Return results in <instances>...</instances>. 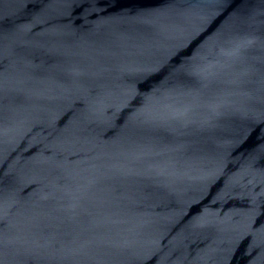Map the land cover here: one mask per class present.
Instances as JSON below:
<instances>
[{
    "label": "water",
    "instance_id": "1",
    "mask_svg": "<svg viewBox=\"0 0 264 264\" xmlns=\"http://www.w3.org/2000/svg\"><path fill=\"white\" fill-rule=\"evenodd\" d=\"M0 264H264V0H0Z\"/></svg>",
    "mask_w": 264,
    "mask_h": 264
}]
</instances>
